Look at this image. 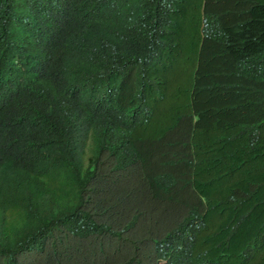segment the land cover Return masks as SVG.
Masks as SVG:
<instances>
[{
	"label": "trees",
	"instance_id": "obj_1",
	"mask_svg": "<svg viewBox=\"0 0 264 264\" xmlns=\"http://www.w3.org/2000/svg\"><path fill=\"white\" fill-rule=\"evenodd\" d=\"M124 1L71 71L57 54L63 78L50 73L30 122L22 121L30 113L25 95L4 101L11 88L0 74V238L23 247L30 239L20 227L39 230L32 264H81L82 254L94 258L118 236L138 240L139 264H264V11L242 26H216L214 41L231 43L237 67L216 74L191 105L170 103L171 138L161 121L145 131L158 95L145 23L133 15V0ZM16 9L49 13L46 0H0V44ZM193 52L184 53L188 61ZM160 79L175 90L170 72ZM190 153L194 159L177 167ZM126 158L150 161L160 178L177 167L188 185L176 195L205 197L196 225L175 232L171 215L156 213L167 207L138 209L147 194L120 197Z\"/></svg>",
	"mask_w": 264,
	"mask_h": 264
},
{
	"label": "clouds",
	"instance_id": "obj_2",
	"mask_svg": "<svg viewBox=\"0 0 264 264\" xmlns=\"http://www.w3.org/2000/svg\"><path fill=\"white\" fill-rule=\"evenodd\" d=\"M46 2L49 13L41 17L27 9H16L12 17H7L10 26L5 42L0 44V74L11 88L4 101L19 94L26 96L30 113L22 119L24 122L34 118V107L50 73L54 71L63 78L64 69L57 61V54L67 58L71 71L74 62L88 56L86 41L93 39L98 29L108 20L115 19L117 11L126 5L124 0ZM130 3L135 18L145 23L149 40L146 49L148 63L158 95V103L145 112L144 128L148 131L161 121L165 133L172 138L177 117L170 103L191 105L202 86L212 85L216 74L223 73V69L234 70L237 67L231 43L224 36L214 41L218 32L216 26L245 25L250 16L264 11V0H219L216 7L213 0H133L129 6ZM69 15L72 16L68 18ZM15 33L22 34V39H14ZM191 46L194 52L188 61L184 53ZM164 53H169L171 58H162ZM70 71L67 77H70ZM168 72L177 79L173 92L167 85L157 83L161 80L160 75ZM206 91L211 94L210 90ZM182 156L185 161L177 167L193 160L196 154ZM177 167L160 178V171L150 161L123 159V182L118 191L120 197L147 194V200L138 209L149 211L157 206L167 207L156 213H169L175 232L196 225L198 207L205 204L202 194L176 195L188 185V180L179 175ZM20 231L29 235L30 242L18 247L8 243L5 237L0 238V259L9 257L14 264H32L41 249L43 235L29 223L20 227ZM7 246H13V251L6 253ZM140 248L137 239L133 244H124L118 236L113 246L101 249L96 257L92 258L89 252L82 254L81 264H139ZM0 264L3 263L0 261Z\"/></svg>",
	"mask_w": 264,
	"mask_h": 264
}]
</instances>
